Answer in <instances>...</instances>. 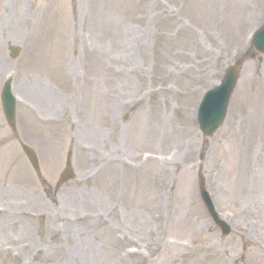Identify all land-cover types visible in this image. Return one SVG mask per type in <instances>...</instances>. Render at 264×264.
<instances>
[{
	"label": "rangeland",
	"instance_id": "obj_1",
	"mask_svg": "<svg viewBox=\"0 0 264 264\" xmlns=\"http://www.w3.org/2000/svg\"><path fill=\"white\" fill-rule=\"evenodd\" d=\"M263 20L264 0H0V264H264V55L211 138L195 119Z\"/></svg>",
	"mask_w": 264,
	"mask_h": 264
},
{
	"label": "water",
	"instance_id": "obj_2",
	"mask_svg": "<svg viewBox=\"0 0 264 264\" xmlns=\"http://www.w3.org/2000/svg\"><path fill=\"white\" fill-rule=\"evenodd\" d=\"M252 45L259 53H264V24L254 34ZM236 77V68L234 66H229L221 84L206 92V94L204 95V98L200 104L197 119L200 125V129L205 136H209L221 124ZM2 98L6 118L8 122L12 124L13 106L12 98L8 89V84L6 90L4 91V95H2ZM23 148L32 165L37 170V160L34 153L27 147ZM69 176L70 171H66L63 174L62 179L64 180ZM200 195L215 223L221 228L224 234H227L229 232V229L223 221L218 219L217 214L214 212L210 198L208 197V194L204 189L202 179H200Z\"/></svg>",
	"mask_w": 264,
	"mask_h": 264
},
{
	"label": "bare ground",
	"instance_id": "obj_3",
	"mask_svg": "<svg viewBox=\"0 0 264 264\" xmlns=\"http://www.w3.org/2000/svg\"><path fill=\"white\" fill-rule=\"evenodd\" d=\"M36 94L40 96L39 98L43 97L41 100H43L45 96H48V92H45V91H41L39 93L36 92Z\"/></svg>",
	"mask_w": 264,
	"mask_h": 264
}]
</instances>
